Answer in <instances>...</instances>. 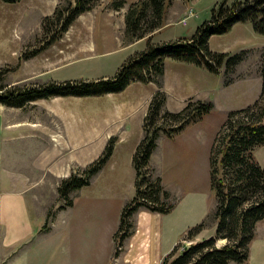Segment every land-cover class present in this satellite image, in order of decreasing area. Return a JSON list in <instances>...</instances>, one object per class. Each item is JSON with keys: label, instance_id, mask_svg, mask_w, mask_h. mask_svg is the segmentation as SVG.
Instances as JSON below:
<instances>
[{"label": "rangeland", "instance_id": "rangeland-1", "mask_svg": "<svg viewBox=\"0 0 264 264\" xmlns=\"http://www.w3.org/2000/svg\"><path fill=\"white\" fill-rule=\"evenodd\" d=\"M137 1L98 0L91 11L76 18L56 43L35 57L23 60L20 59L23 54L41 48L49 38L42 31L43 19L51 16L56 7L67 8L73 5L75 0H21L12 4L0 0L2 91L9 87H31L48 82L87 81L113 76L130 56L143 50L145 46L144 41L124 49L133 43L125 32V13L131 4ZM118 2H124V5L116 10L114 5ZM219 2L220 0L174 1L173 9L179 10L180 17L183 18L184 11L190 10L194 15L185 21L184 25L181 21L171 22L154 37V41L190 38L196 27L209 19L211 8ZM166 9L168 12V7ZM171 19L170 13H167L163 22ZM208 45L214 52H242L244 58L226 76L209 75L200 71L206 75V79H201V83L205 82L207 85L206 94L200 95L205 98L202 102L212 103L214 106L211 114L173 139H167L163 133L159 134L157 146L148 163L150 173H153L151 180L158 179L162 190L156 195V201L150 199L152 194L136 196V177L131 162L135 145L142 135V118H128L125 107L116 111L118 104L115 101H122L126 93L86 98L55 97L46 102L35 103L39 101L36 100L26 103L21 108L1 104L8 110H18L17 113L14 111L13 116L25 121L36 117L32 112L47 110L48 113H44L49 116L50 126L45 130L71 134L80 130L87 134L85 166L76 167L71 164L70 169L64 171L65 176L55 179L44 176L45 183L33 188L32 192L29 191L30 198L33 199L29 203L30 208L36 210L40 219L44 220L45 227H42L41 231L51 227L58 239L62 240V219H66L68 214L81 216L86 213L85 217L92 221L96 217L97 223L102 225L96 229L103 239L102 257L109 259V264H133V259L145 258L148 246L151 241L154 242L155 237L163 255L157 259V264H169L185 249L214 236L217 219L214 216L216 203L209 183V151L217 132L227 118V113L241 110L253 104L259 97L260 55L264 48V35L254 33L249 23L236 24L230 32L212 37ZM161 79L162 77L155 84L159 86ZM110 140L114 151L100 172L90 180L87 187L68 192L66 200L61 199L58 193L61 182L71 173L80 174L87 169L102 155ZM26 141L22 140L17 147H28ZM253 157L256 164L264 169V145L254 149ZM139 190L146 192V185L142 184ZM133 198L154 206L163 205L169 212L151 213L144 207L138 208L126 219L129 225L127 231L117 234L119 238L123 234L125 236L118 240L117 245L113 241L112 247L111 234L119 227L117 224L121 213ZM68 202H71V205H68ZM63 211L67 212L64 214ZM141 212H146L140 214L141 219L151 229V236L142 234V238H145L144 250H141V245L138 246L133 238L141 232L140 222L135 219ZM214 239V248L229 245L226 239ZM49 243L53 244V241ZM111 249V255L108 257V251ZM173 249L172 256L168 258ZM248 250V258L241 264H264V219L256 224ZM57 251L59 250H55ZM15 255L13 249L7 251L6 260ZM58 257V254L51 257L54 264Z\"/></svg>", "mask_w": 264, "mask_h": 264}, {"label": "trees", "instance_id": "trees-1", "mask_svg": "<svg viewBox=\"0 0 264 264\" xmlns=\"http://www.w3.org/2000/svg\"><path fill=\"white\" fill-rule=\"evenodd\" d=\"M1 1L12 4L21 0ZM97 1L75 0L67 8L56 7L53 14L45 17L42 22L43 34L49 38L41 48L23 54L20 59H31L56 43L76 18L91 11ZM170 2L172 1L138 0L127 9L124 17L125 32L131 42L145 39V46L143 50L130 56L113 76L87 81L48 82L31 87H9L5 91L0 87V104L21 108L36 100L100 97L120 93L131 83H158L164 73L166 59L192 65L211 75L226 76L243 60V53L211 51L208 45L210 37L224 35L234 25L246 23L251 25L254 33L264 35V0H220L211 8L209 19L197 26L190 38L155 42L154 37L164 26L163 19ZM123 5L124 2H118L114 8L118 10ZM260 62L261 90L258 99L241 110L227 113L209 151V183L216 203L214 216L217 219L214 236L185 249L169 264H241L248 258V245L254 237L255 226L264 219V169L256 164L253 157L254 149L264 145V48ZM165 101L166 95L162 91L153 95L142 124L143 137L132 157L136 196L152 194L150 199L154 201L162 190L158 179L151 180L153 173H150L148 163L159 134L163 133L166 138L173 139L214 111L212 103L189 100L181 111L171 113L164 109ZM111 142L112 140L102 155L87 169L80 174L71 173L61 182L58 188L61 199L66 200L68 192L89 185L90 180L112 156ZM142 184L146 185V192L139 190ZM140 207L151 213L169 212L163 205L154 206L133 198L121 213L114 236L116 245L125 236L123 234L119 238L117 234L126 232L129 228L126 219ZM214 238L226 239L229 245L214 248ZM173 252L174 249L167 257H171Z\"/></svg>", "mask_w": 264, "mask_h": 264}, {"label": "crops", "instance_id": "crops-1", "mask_svg": "<svg viewBox=\"0 0 264 264\" xmlns=\"http://www.w3.org/2000/svg\"><path fill=\"white\" fill-rule=\"evenodd\" d=\"M174 1L184 2L183 0ZM174 1L170 3L168 12L166 9L164 15L165 18L166 14L170 13L172 19L167 20L158 33L171 22L177 21L179 23L181 21V13L178 9H173ZM186 13L187 11H184L183 17ZM140 42H144V39L128 44L124 49L133 47ZM169 61L177 64H172ZM200 71L208 74L203 69L192 65L166 59L160 85L131 83L120 92L126 93L123 100L115 101L118 104L116 111L125 107L128 118L132 116L142 118V130L143 120L150 101L158 91H162L166 95L164 109L172 113L181 110L188 100L203 101L205 98L200 93L206 94L207 85L204 84L205 82L201 83V79H206V75ZM46 101L39 100L35 103ZM14 111L18 110L12 108L8 110L0 104V260H2L0 263L54 264L51 257L58 254L56 264H109L110 260L102 257L103 239L101 233L98 234L96 230L98 226L101 228L102 225L97 223L96 217L92 221L85 217L86 213L81 216L68 214L66 219H62L63 239L60 240L51 227H49L50 231L45 230L49 228L41 231L44 220L42 221L37 215L38 212L33 211L29 205L30 201H33L29 191L32 192L33 188L44 184V176L51 179L59 178L65 176L63 173L66 169H70L71 164L76 167L86 165L88 146L86 132L79 130L71 134L70 132L56 133L55 130H45L50 126L49 116L44 113L45 111L48 113L47 110L41 109L32 112L36 114V117H32L29 121L13 116ZM117 137L119 138V136ZM142 137L143 130L135 149ZM22 140H27L26 146H28L22 147L23 150L17 147ZM63 155L68 158L65 159ZM63 212L65 214L67 211ZM145 213L141 212L135 218L136 221L140 222L141 232L137 236H133L136 244L141 245V250L145 249L143 246L145 238H142V234L151 236V229L141 219L140 214ZM117 225H119V220ZM117 228L111 234L112 247ZM154 231L157 233L156 230ZM52 241L53 244L49 243ZM12 249L16 255L8 261L6 254ZM55 250L59 251L55 252ZM111 251L112 249L108 251V257L111 255ZM161 256L163 255L160 253V245L157 242V237H155L154 242L151 241L148 246L145 258H135L132 263L157 264V259Z\"/></svg>", "mask_w": 264, "mask_h": 264}, {"label": "built area", "instance_id": "built-area-1", "mask_svg": "<svg viewBox=\"0 0 264 264\" xmlns=\"http://www.w3.org/2000/svg\"><path fill=\"white\" fill-rule=\"evenodd\" d=\"M193 12L192 10L188 11L186 13V15L181 19V23L184 25L185 24V21H187L188 19L192 18L193 17Z\"/></svg>", "mask_w": 264, "mask_h": 264}]
</instances>
